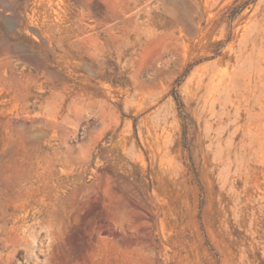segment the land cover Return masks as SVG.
Segmentation results:
<instances>
[{
    "label": "rangeland",
    "instance_id": "1",
    "mask_svg": "<svg viewBox=\"0 0 264 264\" xmlns=\"http://www.w3.org/2000/svg\"><path fill=\"white\" fill-rule=\"evenodd\" d=\"M0 264H264V0H0Z\"/></svg>",
    "mask_w": 264,
    "mask_h": 264
}]
</instances>
